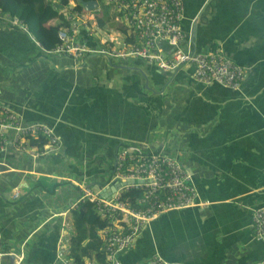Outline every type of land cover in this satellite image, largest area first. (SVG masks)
<instances>
[{"label": "crops", "instance_id": "obj_1", "mask_svg": "<svg viewBox=\"0 0 264 264\" xmlns=\"http://www.w3.org/2000/svg\"><path fill=\"white\" fill-rule=\"evenodd\" d=\"M182 1V48L222 49L246 70L242 90L202 84L192 66L167 72L141 59L95 60L92 54L48 60L52 55L30 33L0 18V59L10 68L0 70L7 74L1 81L7 94L0 101L28 122L54 127L62 141V148L42 157L36 169L17 160L25 154L0 153L5 163L0 165L2 245L9 252L23 250L26 264H55L64 241L71 249L72 210L82 194L77 184L108 186L118 152L129 146L175 156L191 172L204 204L166 211L148 223L135 246L118 254L121 264L154 256L179 264L264 259V241L253 226L254 209L264 206V0ZM110 13L105 6L98 16L102 30L117 26ZM119 30L127 33L123 26ZM85 31L77 39L93 44ZM61 180L76 194L64 197ZM16 187L21 195L14 198ZM61 212L68 213L58 216Z\"/></svg>", "mask_w": 264, "mask_h": 264}, {"label": "built area", "instance_id": "obj_2", "mask_svg": "<svg viewBox=\"0 0 264 264\" xmlns=\"http://www.w3.org/2000/svg\"><path fill=\"white\" fill-rule=\"evenodd\" d=\"M49 1L68 22L59 30L60 42L52 49L43 46L21 17L4 10L1 0L0 18L30 33L36 44L48 54H67L74 58L102 54L110 60L120 61L135 58L167 72L192 66L196 81L202 84L218 83L237 91L242 90L247 80L245 68L228 58L222 49L195 52L182 48L186 39L182 0H97L99 5L93 10L85 7L79 9L77 0ZM105 6L111 7V22L117 25L109 26V31L98 26V16L104 14ZM122 26L126 28V34L119 30ZM82 28L93 44L77 39ZM161 42L170 46L171 50L167 51ZM61 148L62 141L54 127L40 121L28 122L16 109L0 101V153L14 150L38 159ZM116 162L112 180L134 179V183L121 185L110 197L90 186L77 184L82 194L74 203V207H77L82 202L91 201L96 212L107 221V226L101 230L106 244L107 264H121L118 254L133 248L144 226L164 212L204 204L198 201L191 172L167 152L143 153L123 147L118 152ZM0 165L5 163L0 162ZM3 171L0 169V174ZM129 192L139 194L135 197L129 196L131 194L125 196ZM20 195L21 191L16 187L13 197ZM66 213L61 212L58 216L63 217ZM62 220V226L68 224ZM253 226L257 237L264 241V206L254 209ZM68 242L62 243L55 264H101L94 259H85L82 263L76 261ZM12 255L13 264H26L23 250L16 253L3 248L0 233V264H5V260ZM135 264L179 263L154 256ZM259 264H264V259Z\"/></svg>", "mask_w": 264, "mask_h": 264}, {"label": "trees", "instance_id": "obj_3", "mask_svg": "<svg viewBox=\"0 0 264 264\" xmlns=\"http://www.w3.org/2000/svg\"><path fill=\"white\" fill-rule=\"evenodd\" d=\"M4 10L19 15L29 30L47 49L54 48L59 42V30L68 24L65 16L53 7L49 0H1ZM91 0H77L78 8ZM131 194V195H129ZM139 192H129L125 196H138ZM72 218L75 234L71 239L73 257L82 263L85 257L95 258L101 264L106 263V244L101 230L107 221L96 212L91 201H85L73 208Z\"/></svg>", "mask_w": 264, "mask_h": 264}, {"label": "rangeland", "instance_id": "obj_4", "mask_svg": "<svg viewBox=\"0 0 264 264\" xmlns=\"http://www.w3.org/2000/svg\"><path fill=\"white\" fill-rule=\"evenodd\" d=\"M52 56H50V58L48 59V60H51V57H53V56H59V54H51ZM95 57H92L91 59H94L95 58V60H98V59H101L102 57H104V58H107L105 55H102V54H93ZM88 59V58H87ZM86 59V60H87ZM91 59H89V61L91 60ZM108 60H109V58H107ZM109 62V61H108ZM5 62L3 61V60H1L0 59V70H10V68H9V66L8 65H5V66H3V64H4ZM123 62H115V64H121V65H124V64H122ZM7 76V74H1L0 73V84H1V91H0V95H2V96H5L6 94H7V92L4 90V88L7 90V87H6V85H5V82H3V83H1V81H5V77ZM71 78H75V75L73 74V75H71ZM76 78H78V77H76ZM75 78V79H76ZM0 100H2V99H0ZM24 156V157H23ZM23 156H18V161H20L21 162V160H23V164H24V166L25 167H29V168H34L35 167V169L36 168H38L37 167V163H40L41 161H44V159H42V158H38L37 160H33V158L32 159H28L27 157H26V155H23ZM49 157V156H48ZM43 158H46V157H43ZM29 164V165H28ZM28 165V166H27ZM1 176V175H0ZM1 179V178H0ZM71 181V180H70ZM62 185H63V191H64V193H62L63 194V196L64 197H68V196H70L69 194H68V192H72L73 194H76V191L74 190V189H72L73 188V186H72V184L70 183V182H67V180H65V181H63V180H61V182H60ZM59 183V184H60ZM61 186V185H60ZM94 188V190H98L99 189V186H94L93 187ZM25 190V189H24ZM4 194H5V196L9 199V200H11V194H10V192L8 191V189H6L5 191H4ZM13 203H14V201H12Z\"/></svg>", "mask_w": 264, "mask_h": 264}, {"label": "water", "instance_id": "obj_5", "mask_svg": "<svg viewBox=\"0 0 264 264\" xmlns=\"http://www.w3.org/2000/svg\"><path fill=\"white\" fill-rule=\"evenodd\" d=\"M83 5L86 9L93 10V9L98 7L99 3L97 0H91L88 2H84ZM129 147L133 150L139 151L138 148H135L132 146H129ZM160 150L157 152H160ZM115 166H116V164H115ZM113 175H114V171H113V174L111 176L110 181L104 183V184L108 183L109 185L100 190L101 194L104 196L110 197L113 195L114 192H116L117 188H119L121 185L126 184V183H134V181H135L134 179H127V180H121V181L117 180V179L112 180ZM104 184H101V185H104Z\"/></svg>", "mask_w": 264, "mask_h": 264}]
</instances>
